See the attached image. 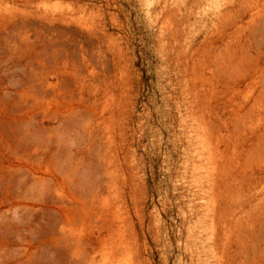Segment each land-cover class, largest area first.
Here are the masks:
<instances>
[{"label": "rangeland", "instance_id": "rangeland-1", "mask_svg": "<svg viewBox=\"0 0 264 264\" xmlns=\"http://www.w3.org/2000/svg\"><path fill=\"white\" fill-rule=\"evenodd\" d=\"M39 63L58 74L43 84ZM59 83L98 129L80 148ZM28 128L44 152L19 142ZM68 148L99 186L106 244L83 260L11 236L0 264H263L264 0H0V225L19 224L5 178Z\"/></svg>", "mask_w": 264, "mask_h": 264}, {"label": "bare ground", "instance_id": "bare-ground-1", "mask_svg": "<svg viewBox=\"0 0 264 264\" xmlns=\"http://www.w3.org/2000/svg\"><path fill=\"white\" fill-rule=\"evenodd\" d=\"M37 66L41 73L37 77L38 79H36H40V81L42 80L41 82L43 84L48 82L45 74L49 75L51 72L58 74V69L53 68V66L48 65L47 63H39ZM41 89L43 90V88ZM69 91L70 86L59 83V92L54 94V98H56L58 102L55 116H58L59 122L62 126L67 127L66 129L70 133L69 137L73 135L72 137L77 139V143L75 140L71 148L75 146L80 148L81 145H86L93 141L94 135L98 129L93 117H90L86 124H76L74 117L78 113L85 112V110L81 108L82 103L80 99H77V94L73 92L68 93ZM39 133L40 132L34 128L33 130L32 128H28L25 137L23 139L20 138L21 141L19 142L24 145L26 144L28 146V149L26 148L27 150H30V147L34 146L36 149L41 148L42 152H44L43 150L48 148H42L46 142V139H44L46 136L41 137V133ZM49 140L52 142L51 139ZM48 145L50 146V144ZM60 145L58 148L62 147ZM72 150L73 149L69 151L70 155L67 156V159L65 158L66 160H63V162H60L62 161L60 159L61 157H57V161L60 159L59 162L56 164L54 163V166H51L52 170H49L47 167L49 172L47 171L48 173L45 175H42L41 173H39L41 175H38L31 170L23 169L18 170V172H21L13 177L5 178L6 182L4 187L8 192L7 196L13 200L9 210L12 211L15 216H18L19 224L17 226L14 224L0 225V244H7L11 236H17L30 243L40 240L42 243H45L46 245L48 244L49 247H59L62 244H67L68 247L70 244L71 246L74 245V248L68 253H71L72 255L79 254V257L86 248L94 250L96 245L100 244L101 246H104L106 244L109 236L106 204L100 199L102 194L99 193V189L98 191L96 190L98 185L95 180L88 182L78 176L79 162L77 161L79 160L77 159L76 161L74 158L76 154L72 153ZM58 151L59 150L57 149V152ZM35 153L37 152L35 151ZM56 154L53 153V156ZM37 157L39 158L40 156H36V159ZM37 162L39 161L37 160ZM99 201L102 204H99ZM1 250H3V247L0 245V252ZM84 254L87 255V252ZM4 255L7 256V254ZM86 255L82 254L81 256L85 257ZM42 257L43 256H41V258ZM84 257H80V259H86V257ZM261 258L264 259V257ZM8 259L10 258L8 257ZM47 259L49 258L47 257ZM77 261L80 262L81 260ZM20 262L18 263L23 264ZM73 262H76V259L73 260Z\"/></svg>", "mask_w": 264, "mask_h": 264}]
</instances>
